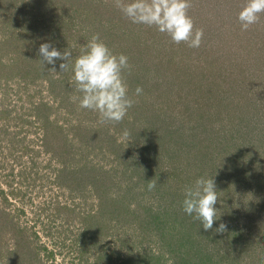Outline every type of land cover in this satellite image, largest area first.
<instances>
[{"label": "rangeland", "instance_id": "374dc122", "mask_svg": "<svg viewBox=\"0 0 264 264\" xmlns=\"http://www.w3.org/2000/svg\"><path fill=\"white\" fill-rule=\"evenodd\" d=\"M191 3L199 48L115 0H0V264H264V14L242 31L247 0ZM95 34L131 65L118 124L79 107ZM43 43L71 51L67 71ZM199 178L219 197L208 231L183 211Z\"/></svg>", "mask_w": 264, "mask_h": 264}, {"label": "clouds", "instance_id": "9594fccd", "mask_svg": "<svg viewBox=\"0 0 264 264\" xmlns=\"http://www.w3.org/2000/svg\"><path fill=\"white\" fill-rule=\"evenodd\" d=\"M115 6L133 23L155 27L159 32L170 36L175 44L186 43L190 48H199L204 37V30L196 28L188 14L192 7L191 0H115ZM264 14V0H247L238 14L241 30L247 31L257 24ZM38 56L45 65H51L52 72H63L69 69L72 53L68 49L58 51L50 43H43L38 49ZM59 64L57 71L56 63ZM129 58L120 54L114 55L104 44L98 34L92 36L72 68L76 90L83 93L79 107L100 114V123L118 124L127 115L134 100L128 96V86L124 79V71L129 70ZM143 93L137 87L135 95ZM77 97H73L76 100ZM130 133L125 130L123 138ZM156 187L154 180L149 181L148 190ZM183 211L195 220L200 221L205 231L213 229L217 218L218 192L213 178H199L195 184L185 189ZM227 226L220 223L215 229L224 233Z\"/></svg>", "mask_w": 264, "mask_h": 264}]
</instances>
